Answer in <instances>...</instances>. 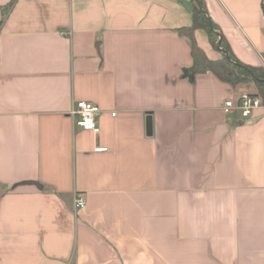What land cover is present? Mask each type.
I'll return each instance as SVG.
<instances>
[{
	"label": "crops",
	"instance_id": "obj_1",
	"mask_svg": "<svg viewBox=\"0 0 264 264\" xmlns=\"http://www.w3.org/2000/svg\"><path fill=\"white\" fill-rule=\"evenodd\" d=\"M205 3L235 58L264 65V0ZM193 7L0 0V264H264V107L227 115L255 82L185 75Z\"/></svg>",
	"mask_w": 264,
	"mask_h": 264
},
{
	"label": "trees",
	"instance_id": "obj_2",
	"mask_svg": "<svg viewBox=\"0 0 264 264\" xmlns=\"http://www.w3.org/2000/svg\"><path fill=\"white\" fill-rule=\"evenodd\" d=\"M197 29H204L209 35L214 46L223 48L226 53V65L214 67L211 65L205 51L198 45L195 32ZM191 40L193 66L187 70V77L191 81L195 80V75L201 72L214 71L218 76L236 85L240 82L253 81L257 84L259 94L264 95V65H250L236 59L226 45L219 26L212 20L207 11L205 0H194L193 23L189 27L180 30Z\"/></svg>",
	"mask_w": 264,
	"mask_h": 264
},
{
	"label": "built area",
	"instance_id": "obj_3",
	"mask_svg": "<svg viewBox=\"0 0 264 264\" xmlns=\"http://www.w3.org/2000/svg\"><path fill=\"white\" fill-rule=\"evenodd\" d=\"M264 107V96L259 93L243 92L236 98H228L223 111L227 115H237L241 119H248L259 109ZM100 108L97 104L88 100H79L73 106L71 113L78 117L77 124L86 130L95 133L100 131L97 122V115ZM98 151H106L107 148H97ZM87 204V198L83 195L76 196L75 205L77 208H83Z\"/></svg>",
	"mask_w": 264,
	"mask_h": 264
},
{
	"label": "water",
	"instance_id": "obj_4",
	"mask_svg": "<svg viewBox=\"0 0 264 264\" xmlns=\"http://www.w3.org/2000/svg\"><path fill=\"white\" fill-rule=\"evenodd\" d=\"M211 65L214 66V67H220V66L226 65V62L225 61H220V62L211 63ZM25 183L37 184L38 185V182H35V181H28V182H25Z\"/></svg>",
	"mask_w": 264,
	"mask_h": 264
}]
</instances>
